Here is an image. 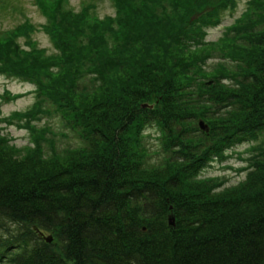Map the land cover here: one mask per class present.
Returning a JSON list of instances; mask_svg holds the SVG:
<instances>
[{
  "label": "trees",
  "instance_id": "obj_1",
  "mask_svg": "<svg viewBox=\"0 0 264 264\" xmlns=\"http://www.w3.org/2000/svg\"><path fill=\"white\" fill-rule=\"evenodd\" d=\"M68 1L34 0L60 55L36 46L27 18L18 34L0 31V73L26 78L39 99L5 119L32 145L0 129V264H264V0L208 43L223 61L213 70L200 41L237 0H150L153 11L118 0L116 21ZM5 9L21 15L0 0ZM52 113L78 147L59 151L35 125ZM245 143L256 144L244 180L202 176Z\"/></svg>",
  "mask_w": 264,
  "mask_h": 264
},
{
  "label": "rangeland",
  "instance_id": "obj_2",
  "mask_svg": "<svg viewBox=\"0 0 264 264\" xmlns=\"http://www.w3.org/2000/svg\"><path fill=\"white\" fill-rule=\"evenodd\" d=\"M15 5V8L20 10V14L14 13L10 9L0 10V31H14L18 34L19 31L16 29L18 25L24 22V18L29 19L33 24L37 26V30L31 33V38L35 42L38 48L45 49L47 51V56H56L61 54V50L56 46V44L51 41L48 33L42 28V25L46 24V18L44 14L39 10L38 6L34 0H9ZM145 1H138L140 5ZM214 3H218V0H213ZM89 5L91 7H89ZM147 7L153 11V6L150 4V0L146 3ZM248 7V0H237L236 3L228 8L222 16H220V26L219 25H207L205 31L206 41H200L203 45V52L205 55L210 54L208 59L203 61V64L207 65L208 70H213L214 64L222 63L221 53L215 47L208 46L210 41H217L223 34L224 28L232 25L235 20L239 19L242 13ZM67 11L73 14H82L88 16H95L99 20H106L107 18L117 20L116 17L119 15L118 1L115 0H69L65 8ZM158 11L160 14L165 11L164 7H159ZM168 12H166L167 14ZM163 14V13H162ZM113 27L118 29V25L115 22ZM4 32V33H5ZM18 41L24 44L25 38L20 36ZM197 42H195L196 44ZM115 44H112V46ZM214 48V49H212ZM55 71H58L57 69ZM192 73V72H191ZM93 74L85 73L82 77L81 83L89 84L90 80L93 78ZM5 93L11 96H20L16 99L9 100L8 96L3 97ZM38 97L35 93V86L26 78L12 77L0 73V129H2V134L9 136L11 144H17L21 148L29 147L32 145L33 137L28 129H18L16 125H7L5 119L11 116L15 112H26L35 105L38 101ZM77 104H81V100H76ZM57 114L52 113V116L40 115V120L35 122L38 128L46 129V137L54 143L53 146L59 151H64L69 148L78 147L79 143L75 135L70 131L60 125L59 120L55 116ZM23 123V122H22ZM156 128H149L148 132V145L152 147L156 146L155 135ZM264 143V136L257 142V144ZM251 144H243L235 147L228 151L229 157L224 161H213L203 171V177H216L219 181L224 180L225 184L223 188L229 187L244 180L246 177V172L242 168L248 169L247 158L252 157L254 154L247 151ZM43 154L47 156V143H44ZM8 151V150H7ZM0 152L2 149L0 148ZM156 153L149 150V159L157 161L162 159V156L155 155ZM248 172V170H247ZM223 182V183H224Z\"/></svg>",
  "mask_w": 264,
  "mask_h": 264
},
{
  "label": "water",
  "instance_id": "obj_3",
  "mask_svg": "<svg viewBox=\"0 0 264 264\" xmlns=\"http://www.w3.org/2000/svg\"><path fill=\"white\" fill-rule=\"evenodd\" d=\"M201 127H202L203 129L205 128L203 123H201ZM170 223H171V225H174V218H170ZM45 239H46L48 242H51V241H52V237H51V236L46 237Z\"/></svg>",
  "mask_w": 264,
  "mask_h": 264
}]
</instances>
